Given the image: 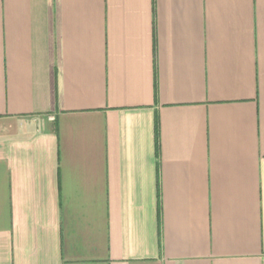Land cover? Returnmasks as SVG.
<instances>
[{
    "label": "crops",
    "instance_id": "obj_1",
    "mask_svg": "<svg viewBox=\"0 0 264 264\" xmlns=\"http://www.w3.org/2000/svg\"><path fill=\"white\" fill-rule=\"evenodd\" d=\"M0 264H264V0H0Z\"/></svg>",
    "mask_w": 264,
    "mask_h": 264
}]
</instances>
